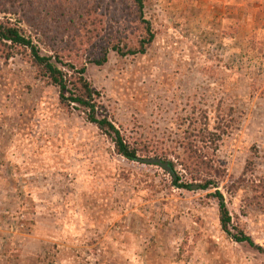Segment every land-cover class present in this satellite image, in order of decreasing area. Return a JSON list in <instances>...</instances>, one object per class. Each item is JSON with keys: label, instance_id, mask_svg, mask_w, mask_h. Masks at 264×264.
<instances>
[{"label": "rangeland", "instance_id": "rangeland-1", "mask_svg": "<svg viewBox=\"0 0 264 264\" xmlns=\"http://www.w3.org/2000/svg\"><path fill=\"white\" fill-rule=\"evenodd\" d=\"M116 17L102 26L138 34ZM144 17L155 33L145 54L109 51L97 66L100 43L70 51L65 36L62 64L85 68L98 117L138 158L171 163L187 187L118 155L20 50L0 59V264H264V254L221 230L214 196L230 231L264 249V0H145ZM23 19L0 12L34 38ZM58 29L48 37L58 40ZM187 147L213 171L186 169ZM208 177L214 187L200 189Z\"/></svg>", "mask_w": 264, "mask_h": 264}, {"label": "trees", "instance_id": "trees-1", "mask_svg": "<svg viewBox=\"0 0 264 264\" xmlns=\"http://www.w3.org/2000/svg\"><path fill=\"white\" fill-rule=\"evenodd\" d=\"M126 2L128 3L126 4L127 10L122 8L121 15L117 16L119 11L117 4H121L120 0H0L1 13L10 15L20 13L25 18L22 20L25 26L35 31L33 38L22 27L12 24L9 20L7 22L0 21V59L7 60L15 53H19L20 50L25 52V56L40 71L41 76L58 89V100L61 105L77 107L84 113L89 123L94 124L111 137L118 155L129 161H136L139 150L127 143L119 130L106 117H98L100 95L85 79V68L75 70L70 63L62 64L63 52L66 50L62 46L65 36L69 37L72 42L70 51H77L83 45H87L86 43L92 47L100 43L98 56L91 60V63L97 66L107 62L109 51L121 57L145 54L155 39L152 26L144 17L145 0H128ZM116 16L120 19L127 17V21L135 24L138 34L134 38H130L127 33L128 28L124 29L122 26L115 28L112 24L107 28L102 26L104 21L111 20ZM52 27L62 31L58 40L48 37L58 36V34H52L53 31L50 30ZM40 46L50 49L51 54L42 55ZM220 133H225V131L221 130ZM212 136L213 139L203 138L202 142L209 139L210 144L215 147L220 140V135ZM186 149V152L194 157L193 161H189L192 159L191 156L187 157L186 169L191 171L194 167L198 171H213L210 160L205 155L198 154L199 150L194 151L190 147ZM164 163H167L173 171L171 163ZM162 169L167 172L164 168ZM167 173L171 174L174 186L177 188L187 187L178 184V178L173 176V172ZM214 183L215 181L208 177L203 179L202 184L198 187L206 190ZM214 196L218 200L221 230L235 243L246 244L264 254V249L256 246L252 239L242 231L236 233L230 231V216L223 198L219 192H216Z\"/></svg>", "mask_w": 264, "mask_h": 264}, {"label": "water", "instance_id": "water-1", "mask_svg": "<svg viewBox=\"0 0 264 264\" xmlns=\"http://www.w3.org/2000/svg\"><path fill=\"white\" fill-rule=\"evenodd\" d=\"M136 162H139L141 164H148V165H155V166H159L160 168H164L165 170H167V172H173L172 169L170 168V166L167 163L162 162L159 159H155V158H136ZM173 176H175V174L173 173ZM192 189H196L197 186H191Z\"/></svg>", "mask_w": 264, "mask_h": 264}]
</instances>
